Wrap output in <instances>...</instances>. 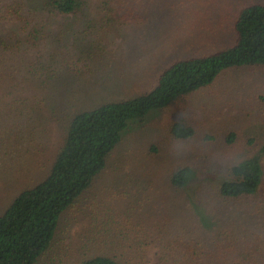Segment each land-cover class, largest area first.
<instances>
[{
  "label": "trees",
  "instance_id": "16d2710c",
  "mask_svg": "<svg viewBox=\"0 0 264 264\" xmlns=\"http://www.w3.org/2000/svg\"><path fill=\"white\" fill-rule=\"evenodd\" d=\"M123 1L98 0V24L122 20ZM90 7V0H0V143L15 140L9 133L17 135L37 117L44 124L56 120L61 132L46 176L20 191L0 214V264H39L63 216L106 170L132 126L211 86L225 72L264 66V6L253 4L231 12L232 45L171 63L137 97L98 102L87 92L65 90L59 98V86L101 71L110 56L100 42L87 41L84 29L97 26ZM67 22L68 27L58 25ZM8 24L15 31L9 27L5 33ZM170 133L176 141L194 136L182 122ZM226 140L233 143L235 135ZM262 177L256 155L233 165L218 184H194L200 179L196 168L179 165L169 175V193H159L163 214L139 218L145 223L129 231L122 224L109 234L106 224L94 229L93 238L81 240L86 245L79 247L83 258L77 264H264ZM142 187L135 202L128 198L130 206L142 193L152 201L154 184ZM152 250L157 251L150 262Z\"/></svg>",
  "mask_w": 264,
  "mask_h": 264
},
{
  "label": "rangeland",
  "instance_id": "374dc122",
  "mask_svg": "<svg viewBox=\"0 0 264 264\" xmlns=\"http://www.w3.org/2000/svg\"><path fill=\"white\" fill-rule=\"evenodd\" d=\"M97 1L90 0L89 12L92 25L97 26L84 29L85 36L88 43L100 42L110 56L101 71H88L59 86V98L69 92L65 90L87 92L90 101L98 102L137 97L171 63L232 45L231 12L253 4L264 6V0H124L118 8L122 20L101 26ZM13 26L6 25L5 33L9 27L15 31ZM67 107L59 110L60 115ZM43 120L33 119L17 135L12 130L9 135L16 139L0 143V214L20 191L34 186L49 171L61 132L56 120L45 124ZM177 122L193 128L192 139L172 138L170 128ZM230 133L235 135L233 143L226 140ZM263 147L264 66L223 73L211 86L149 114L123 134L106 170L78 206L63 216L57 237L39 264H77L83 258L79 247L86 245L81 240L93 238L94 229L100 231L106 224L108 234L122 225L129 231L145 223L139 218L163 214L159 193H169V175L179 165L196 168L200 179L194 184H218L229 178L233 165L259 156L264 198ZM143 184H154L152 201L142 193L130 206L128 198L135 202V193L145 190ZM156 251L149 255L150 262Z\"/></svg>",
  "mask_w": 264,
  "mask_h": 264
}]
</instances>
